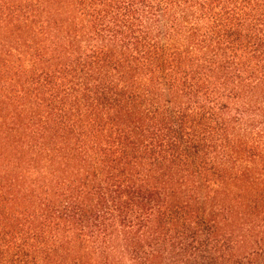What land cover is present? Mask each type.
I'll return each mask as SVG.
<instances>
[{
    "label": "trees",
    "instance_id": "trees-1",
    "mask_svg": "<svg viewBox=\"0 0 264 264\" xmlns=\"http://www.w3.org/2000/svg\"><path fill=\"white\" fill-rule=\"evenodd\" d=\"M0 264H264V0H0Z\"/></svg>",
    "mask_w": 264,
    "mask_h": 264
}]
</instances>
